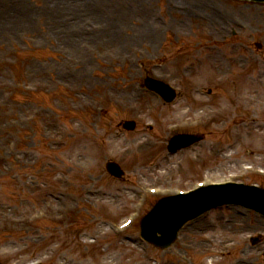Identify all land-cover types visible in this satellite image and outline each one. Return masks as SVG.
<instances>
[{"label": "rangeland", "instance_id": "374dc122", "mask_svg": "<svg viewBox=\"0 0 264 264\" xmlns=\"http://www.w3.org/2000/svg\"><path fill=\"white\" fill-rule=\"evenodd\" d=\"M43 1L6 3L37 10ZM118 1L128 5L133 0ZM56 4L54 22L75 24L72 30L78 24L80 34L99 40L95 44L90 42L94 38L77 36L75 48L39 33L40 19L30 29L24 24L11 29L22 32L13 41L0 38V227L4 225L0 260L3 264L212 263V257L197 255L178 241L166 250L144 242L140 219L126 230L119 224L138 195L146 193V182L185 188L206 174L264 185V174L243 173L248 164L264 169V3L148 0L144 12L133 6L125 21L110 29L103 20L91 15L77 19L73 8ZM216 12L225 16L220 19ZM109 13L113 17V11ZM230 17L235 22L226 26L224 20ZM149 23L159 33L152 41L146 34ZM168 23L175 24L167 30ZM72 30L67 28V34ZM148 75L176 86L180 93L176 103H165L149 92L143 84ZM24 84L39 90L28 92ZM196 87L213 99L199 97ZM235 88L248 94L233 95ZM7 93L11 96L4 102ZM197 115L202 116L201 125L191 126ZM29 117L35 120L28 121ZM132 119L139 122L135 131H124L122 121ZM175 123L191 126L178 130L200 133L203 139L195 148L168 157L167 133ZM110 132L113 138L107 136ZM107 154L126 169L124 178L106 172ZM76 161L84 164L82 170L75 167ZM154 203L150 198L140 209L141 217ZM38 208H46L49 218L13 221ZM248 233L262 238L256 245L241 241L237 250L215 259V264H238L256 259L264 249V218L255 212L214 209L186 226L180 239L202 249L222 248ZM94 238L100 243L93 245ZM259 260L264 263L262 257Z\"/></svg>", "mask_w": 264, "mask_h": 264}, {"label": "bare ground", "instance_id": "6f19581e", "mask_svg": "<svg viewBox=\"0 0 264 264\" xmlns=\"http://www.w3.org/2000/svg\"><path fill=\"white\" fill-rule=\"evenodd\" d=\"M111 1L112 0H100L101 5H98L99 0H44V4L42 6H39V9L35 10L31 5H12V3H6V0H0V38L1 36H3L4 41H13V38L19 36L22 32L18 33V31H15L12 33L11 29H13L14 27H21V24H24L27 29H30L33 25L32 22L34 20L36 21L37 19H40L41 22H38V30L39 33L43 32L45 36L49 35L50 37H57L58 40H63L70 46L76 45V42L74 41L76 40L77 36L87 37L90 38V40L94 38L95 40L90 42H96L95 44H97L99 37L95 38L94 35L90 36V34H87L85 32H82L83 34H80L78 24H76V30H72L75 28V24H72L70 22H54V7L57 6L56 3L60 4V6H63V8L65 6V8H73V14L75 17H77V19L80 15H91L98 18L99 20H103V22L106 23V28L110 29L115 24L117 25V27H119L122 24L120 22L125 21L124 15L126 13H129L133 6H135L139 12H144L147 7L146 2H148V0H133L128 5H125L120 3L118 0H115L113 2ZM111 11H113V17L109 13ZM132 12L133 11H131V13ZM106 14L109 15V18ZM105 16H107V19H105ZM219 16L221 15L219 14ZM230 18L233 19L232 17ZM86 20H88L87 17L85 21ZM173 24L175 23L165 24L166 29H171V26ZM67 28H71L73 34H67ZM109 31L112 30H107L108 33H110ZM155 31H157L155 27L151 23H149L146 34L150 37L151 41L158 37L159 33L157 32L155 34ZM54 32L55 35L53 34ZM47 33L48 35H46ZM74 51L78 52L75 49Z\"/></svg>", "mask_w": 264, "mask_h": 264}, {"label": "water", "instance_id": "95a60500", "mask_svg": "<svg viewBox=\"0 0 264 264\" xmlns=\"http://www.w3.org/2000/svg\"><path fill=\"white\" fill-rule=\"evenodd\" d=\"M262 1H264V0H262ZM109 168H110V170L112 172H114L116 174H119V172H120L119 169H118V167L116 165H114V164H111Z\"/></svg>", "mask_w": 264, "mask_h": 264}]
</instances>
